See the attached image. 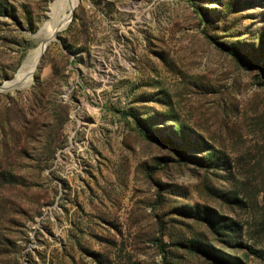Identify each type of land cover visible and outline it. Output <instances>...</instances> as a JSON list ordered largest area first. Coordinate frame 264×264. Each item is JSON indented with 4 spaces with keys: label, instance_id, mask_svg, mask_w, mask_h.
<instances>
[{
    "label": "rangeland",
    "instance_id": "1",
    "mask_svg": "<svg viewBox=\"0 0 264 264\" xmlns=\"http://www.w3.org/2000/svg\"><path fill=\"white\" fill-rule=\"evenodd\" d=\"M60 1L0 0V264H264V0H79L11 89Z\"/></svg>",
    "mask_w": 264,
    "mask_h": 264
},
{
    "label": "bare ground",
    "instance_id": "2",
    "mask_svg": "<svg viewBox=\"0 0 264 264\" xmlns=\"http://www.w3.org/2000/svg\"><path fill=\"white\" fill-rule=\"evenodd\" d=\"M78 1L79 0H61L58 5L53 8V22L43 27L42 32L37 37L39 44L36 50L22 65L17 81L14 82L13 85H10L11 89L22 88L31 81L45 47L53 38L54 33L69 23L70 16H66V13L72 12L78 5Z\"/></svg>",
    "mask_w": 264,
    "mask_h": 264
},
{
    "label": "trees",
    "instance_id": "3",
    "mask_svg": "<svg viewBox=\"0 0 264 264\" xmlns=\"http://www.w3.org/2000/svg\"><path fill=\"white\" fill-rule=\"evenodd\" d=\"M139 130L141 131V134L147 138L148 140L152 141V140H155L152 136H150L148 134V132L146 131V129H144L141 125H139Z\"/></svg>",
    "mask_w": 264,
    "mask_h": 264
}]
</instances>
